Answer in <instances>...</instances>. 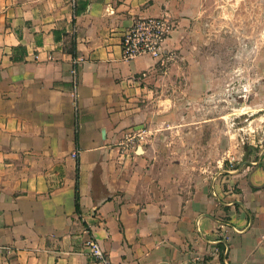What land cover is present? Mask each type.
Returning <instances> with one entry per match:
<instances>
[{
    "label": "crops",
    "instance_id": "0c3cea01",
    "mask_svg": "<svg viewBox=\"0 0 264 264\" xmlns=\"http://www.w3.org/2000/svg\"><path fill=\"white\" fill-rule=\"evenodd\" d=\"M204 9L0 0V264H97L91 237L111 264H264V146L206 172L189 144L174 164L151 131L173 107L157 96L161 60L123 58L137 19L190 28Z\"/></svg>",
    "mask_w": 264,
    "mask_h": 264
},
{
    "label": "rangeland",
    "instance_id": "374dc122",
    "mask_svg": "<svg viewBox=\"0 0 264 264\" xmlns=\"http://www.w3.org/2000/svg\"><path fill=\"white\" fill-rule=\"evenodd\" d=\"M203 11V21L190 28L173 26L175 44L157 68V96L173 107L163 115L168 123L151 131L162 137L161 149L174 152L176 165L189 144L204 151V158L185 161L204 162L207 172L230 168L232 159L238 167L244 151L264 146V0H205Z\"/></svg>",
    "mask_w": 264,
    "mask_h": 264
},
{
    "label": "built area",
    "instance_id": "2783aa9c",
    "mask_svg": "<svg viewBox=\"0 0 264 264\" xmlns=\"http://www.w3.org/2000/svg\"><path fill=\"white\" fill-rule=\"evenodd\" d=\"M74 5L76 0H70ZM173 19L169 14L160 17L139 18L123 36V58L126 61L149 55L163 60L167 54V41L173 32ZM74 158L77 157L75 153ZM234 164L235 159L229 161ZM85 250L95 259L97 264H111L109 257L95 237L85 243Z\"/></svg>",
    "mask_w": 264,
    "mask_h": 264
},
{
    "label": "trees",
    "instance_id": "16d2710c",
    "mask_svg": "<svg viewBox=\"0 0 264 264\" xmlns=\"http://www.w3.org/2000/svg\"><path fill=\"white\" fill-rule=\"evenodd\" d=\"M236 168H238V167H236ZM77 206H78V209H80V208H79V204H77Z\"/></svg>",
    "mask_w": 264,
    "mask_h": 264
},
{
    "label": "water",
    "instance_id": "95a60500",
    "mask_svg": "<svg viewBox=\"0 0 264 264\" xmlns=\"http://www.w3.org/2000/svg\"><path fill=\"white\" fill-rule=\"evenodd\" d=\"M250 163V162H249Z\"/></svg>",
    "mask_w": 264,
    "mask_h": 264
}]
</instances>
